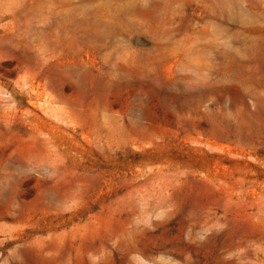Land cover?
<instances>
[{"label": "rangeland", "instance_id": "obj_1", "mask_svg": "<svg viewBox=\"0 0 264 264\" xmlns=\"http://www.w3.org/2000/svg\"><path fill=\"white\" fill-rule=\"evenodd\" d=\"M0 264H264V0H0Z\"/></svg>", "mask_w": 264, "mask_h": 264}]
</instances>
